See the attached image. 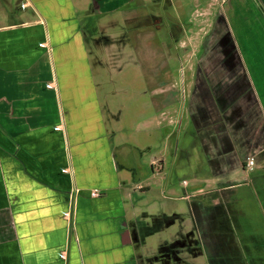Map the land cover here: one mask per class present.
<instances>
[{
	"label": "crops",
	"instance_id": "1",
	"mask_svg": "<svg viewBox=\"0 0 264 264\" xmlns=\"http://www.w3.org/2000/svg\"><path fill=\"white\" fill-rule=\"evenodd\" d=\"M221 2L194 10L212 16L201 23L218 38L199 42L193 89L180 104L192 117L195 155L178 148L177 135L169 163L193 184L155 201L149 180L164 170L167 150L150 161V176L138 148L108 131L90 49L99 45L92 30L105 32L121 18L134 24L143 0H0V264H152L146 238L176 220L183 233L185 200L212 264H264V246L250 237L264 228V0ZM106 38L104 48L122 50L119 37ZM166 82L150 98L160 97L159 117L170 125L179 99ZM227 206H238L241 217L249 209L261 222L254 233Z\"/></svg>",
	"mask_w": 264,
	"mask_h": 264
},
{
	"label": "rangeland",
	"instance_id": "2",
	"mask_svg": "<svg viewBox=\"0 0 264 264\" xmlns=\"http://www.w3.org/2000/svg\"><path fill=\"white\" fill-rule=\"evenodd\" d=\"M208 1L143 0V5L137 10L136 18H130L134 24L125 23L121 18L118 24L107 28L105 32L96 28L92 30V36L98 39L99 45L94 47L95 45L90 44L91 62L95 74H98L95 77L101 85L99 94L101 101H104L108 131L116 134V141L120 140L121 144L127 143L138 148L140 154H137V157L142 160L143 168L150 176V161L153 157L159 158L161 152L167 150V154L164 153L166 156L164 170L155 171L153 179L149 180L151 191L147 197L153 198L155 201L163 200L164 195L182 196L184 191H188L193 184L192 178L188 176L184 179L189 184H183L181 178L178 179L175 172L170 171L169 163L174 151L178 148L181 149L183 145L187 151L189 150L188 152L192 153L193 151V148L188 146L194 131L191 123L192 117L185 109L181 108L180 104L184 95L193 89L191 85L196 74V61L202 51V42L200 44L199 42L207 37L213 36L214 40L217 37L216 33L209 34L211 23H201L206 19L208 22L212 16L204 13L198 15L197 11L194 12L201 5L202 9H208V12L221 7L222 0H218V3L211 7ZM108 35L109 38L113 36L120 38L118 45L121 46V51H118L120 50L119 46L115 43L111 50L104 48L105 41L108 42L106 38ZM103 54L106 55V60H109L106 61V67L98 63L97 60ZM118 58H121L120 64L111 62ZM255 80L257 81V78ZM162 82H166L170 91H175V95L179 99V103L175 102V106L172 104L170 107L174 111V120L170 125L161 121L159 117L160 97H155L153 100L150 98L154 86L161 85ZM187 103L188 101H185V106ZM115 110L121 114L119 123L110 119V114ZM167 132H170L172 137L166 148L165 136ZM177 135L180 140L178 148L176 146ZM131 155L130 159L134 160L136 153L133 154L131 151ZM166 183H168V192L163 189ZM204 186L208 190V185L204 184ZM213 201L217 202L214 199ZM179 206L180 212L184 216L181 222L184 228L183 233L178 236L177 232H180L181 229H179L176 220L173 226L170 225L167 229L163 228V231L158 228L154 236L146 238L147 248L152 249V253L150 252L152 264H212L208 257V251L211 252L209 242L206 244L195 229L187 201L181 202ZM227 207L233 212L231 215L242 222L245 228L252 233H254L256 225L261 223L260 220L254 221L248 217L250 216L249 209L241 217L236 213L239 209L238 206ZM239 233L240 235L248 234L244 228ZM250 237L254 238L255 243L264 246L263 227ZM161 239L168 241L166 246L165 243L162 244L164 248L161 246ZM259 239L263 242L261 243ZM222 241L224 240L220 239L217 243L220 247L217 249L218 252L225 246ZM249 243L244 242L245 245ZM235 255L236 253L234 255L229 253L228 257L231 260V258H236ZM227 264L234 263L229 261Z\"/></svg>",
	"mask_w": 264,
	"mask_h": 264
},
{
	"label": "built area",
	"instance_id": "3",
	"mask_svg": "<svg viewBox=\"0 0 264 264\" xmlns=\"http://www.w3.org/2000/svg\"><path fill=\"white\" fill-rule=\"evenodd\" d=\"M153 164H154V166H155L157 169L160 167L159 161H154ZM252 165H253V159H252V158H249V159L247 160V167L251 168ZM91 195H92V196H99V195H100V192L97 191V190H93V191L91 192Z\"/></svg>",
	"mask_w": 264,
	"mask_h": 264
}]
</instances>
